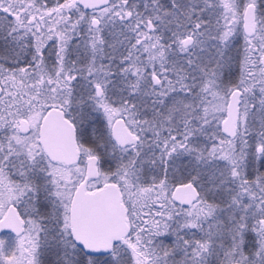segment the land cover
<instances>
[{
    "label": "snow or ice",
    "instance_id": "obj_1",
    "mask_svg": "<svg viewBox=\"0 0 264 264\" xmlns=\"http://www.w3.org/2000/svg\"><path fill=\"white\" fill-rule=\"evenodd\" d=\"M0 264H264V0H0Z\"/></svg>",
    "mask_w": 264,
    "mask_h": 264
}]
</instances>
